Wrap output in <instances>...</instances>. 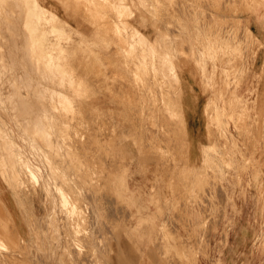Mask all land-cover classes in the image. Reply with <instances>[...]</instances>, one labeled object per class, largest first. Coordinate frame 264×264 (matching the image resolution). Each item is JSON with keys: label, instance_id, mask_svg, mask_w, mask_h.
Masks as SVG:
<instances>
[{"label": "rangeland", "instance_id": "rangeland-1", "mask_svg": "<svg viewBox=\"0 0 264 264\" xmlns=\"http://www.w3.org/2000/svg\"><path fill=\"white\" fill-rule=\"evenodd\" d=\"M220 1L0 0V264H205L212 246L210 264H222L242 199L232 192L244 187L229 172L257 166L218 152L240 118L213 116L207 166L212 205L232 206L228 228L208 227L220 212L195 226L180 221L188 213L164 222L157 211L173 198L177 207L199 203L190 191L163 188V173L176 168L179 182L186 170L171 141L187 118L180 73L190 6L195 27ZM249 240L262 259L246 263L264 264V225Z\"/></svg>", "mask_w": 264, "mask_h": 264}, {"label": "crops", "instance_id": "crops-1", "mask_svg": "<svg viewBox=\"0 0 264 264\" xmlns=\"http://www.w3.org/2000/svg\"><path fill=\"white\" fill-rule=\"evenodd\" d=\"M217 4L218 9L206 5L196 15L195 27L190 6L188 56L181 64L180 73L183 83L180 105L187 118L182 137L174 136L171 141V145L179 144L173 161L179 157V166L186 170L181 169L179 182L176 168L163 173L168 180L163 188L171 186L173 195L178 190L190 191L189 194L198 195L199 203L203 199L205 204L196 201L188 207L184 204L177 207L173 198V204L160 205L157 211L167 215L164 222H174L176 211L188 213L180 216V221L195 226L208 219V212H220L215 219L210 216L216 223L208 227L228 228L232 206L228 201L212 205L213 173L207 170L216 145L213 116L242 117L235 127L232 123L228 125L226 141L217 145L218 152L222 155L234 151L235 165L245 166L249 159L257 166L256 170L248 166L239 172H229L230 179L241 180L244 187L232 192L242 196L235 204L240 213L232 219L235 223L221 245L219 258L222 264H232L233 259L248 264L250 260L262 259V251L250 248L253 241L249 239H254L257 229L264 225V0H254L250 5L244 0L234 3L221 0ZM235 81L237 86L230 93L228 85ZM247 182L250 186H246ZM163 196L169 197L165 193ZM211 238L220 239V236L211 233ZM205 254L208 256L205 264L207 261L210 264L218 252L212 246Z\"/></svg>", "mask_w": 264, "mask_h": 264}, {"label": "bare ground", "instance_id": "bare-ground-1", "mask_svg": "<svg viewBox=\"0 0 264 264\" xmlns=\"http://www.w3.org/2000/svg\"><path fill=\"white\" fill-rule=\"evenodd\" d=\"M118 1V0H117ZM117 5V4H116ZM16 11V10H15ZM17 17V16H16ZM17 20V19H16ZM8 26V25H7ZM11 26V25H10ZM15 33V32H14ZM13 33V34H14ZM10 34V33H9ZM10 37V36H9ZM14 37V36H13ZM15 44V43H14ZM26 44V43H25ZM111 47V46H110ZM8 49H9V47H8ZM8 56V55H7ZM9 60V59H8ZM11 60V59H10ZM3 64V63H2ZM26 75V74H25ZM121 75V74H120ZM21 77V76H20ZM22 81V80H21ZM25 81V80H24ZM28 81V80H27ZM11 83V82H10ZM17 86V85H16ZM42 87V86H41ZM32 89V88H31ZM14 91V90H13ZM33 92V91H32ZM39 92V91H38ZM48 92V91H47ZM40 93V92H39ZM14 94V93H13ZM23 95V94H22ZM51 95V94H50ZM15 97V96H14ZM18 97H19V95H18ZM19 101H20V99H18ZM28 100V99H27ZM23 101V100H22ZM30 101V100H29ZM162 101V100H161ZM11 102V101H10ZM9 102V103H10ZM12 103V102H11ZM14 103V102H13ZM24 104H25V102H24ZM15 105V104H14ZM25 106L26 107H28L26 104H25ZM67 106V105H66ZM25 107V108H26ZM20 108V107H19ZM29 108V107H28ZM32 109V108H31ZM162 109V108H161ZM27 111V110H26ZM21 112V111H20ZM14 113V112H13ZM25 113V112H24ZM162 114V113H161ZM28 115V114H27ZM34 115V114H33ZM25 116V115H24ZM37 117V116H36ZM35 117V118H36ZM163 119H164V117H163ZM23 120V119H22ZM34 120V119H33ZM167 121V120H166ZM170 121V120H169ZM28 122V121H27ZM33 123V122H32ZM37 123V122H36ZM25 124V123H24ZM42 124V123H41ZM40 124V125H41ZM165 124V123H164ZM35 125V124H34ZM44 127V126H43ZM62 127V126H61ZM34 128V127H33ZM42 129V128H41ZM34 130V129H33ZM33 132V131H32ZM43 132V131H42ZM45 132V131H44ZM48 133V132H47ZM30 134V133H29ZM32 134V133H31ZM35 134V133H34ZM34 134H32V135H34ZM39 134V133H38ZM40 135V134H39ZM136 135V134H135ZM172 135V134H171ZM41 136V135H40ZM39 136V137H40ZM43 136V135H42ZM136 137H137V135H136ZM182 137V136H181ZM43 138V137H42ZM47 138V137H46ZM44 141V140H43ZM48 141V140H47ZM173 142V141H172ZM46 143V142H45ZM169 143V142H168ZM49 144V143H48ZM174 145V144H173ZM170 146V145H169ZM178 146V145H177ZM54 147V146H53ZM55 153V152H54ZM177 155V154H176ZM70 162V161H69ZM71 163V162H70ZM27 168V167H26ZM26 170V169H25ZM27 170H28V168H27ZM29 171V170H28ZM27 171V172H28ZM90 177V176H89ZM84 181V180H83ZM90 186V185H89ZM106 186V185H105ZM150 186V185H149ZM69 187H70V185H69ZM109 188V187H108ZM217 189V188H216ZM86 190V189H85ZM220 191V190H219ZM114 192V191H113ZM216 192H217V190H216ZM87 193V192H86ZM113 194H115V193H113ZM108 195V194H107ZM108 197V196H107ZM76 198V197H75ZM115 198V197H114ZM201 198H203V197H201ZM90 200V199H89ZM107 200V199H106ZM203 201V200H202ZM82 202H84V201H82ZM109 202V201H108ZM157 202V201H156ZM114 203H116V202H114ZM113 204V203H112ZM115 205V204H114ZM113 205V206H114ZM159 205V204H158ZM118 206V205H117ZM203 206V205H202ZM157 207V206H156ZM161 207V206H160ZM119 208H121V207H119ZM206 208V207H205ZM115 209H117V208H115ZM159 209V208H158ZM160 210V209H159ZM2 212V211H1ZM84 212V211H83ZM86 212V211H85ZM179 212V211H178ZM182 212V211H181ZM112 213V212H111ZM116 213V212H115ZM84 214H86V213H84ZM88 214V213H87ZM108 214V213H107ZM114 214V213H113ZM128 214V213H127ZM125 216V215H124ZM175 216V215H174ZM112 217V216H111ZM114 217V216H113ZM112 217V218H113ZM4 218V217H3ZM111 219V218H110ZM209 219V218H208ZM1 220V219H0ZM4 220V219H3ZM5 220H7L6 218H5ZM42 220V219H41ZM92 220V219H91ZM9 221V220H8ZM5 222H7V221H5ZM10 222V221H9ZM111 222V221H110ZM180 222V221H179ZM112 223V222H111ZM208 223H209V221H208ZM4 224L5 223H3V225H2V227L4 226ZM6 226H7V224H6ZM208 226V225H207ZM1 227V228H2ZM111 227V226H110ZM106 228V227H105ZM211 228V227H210ZM9 229V228H8ZM3 230H5V228H3ZM209 230V229H208ZM107 231V230H106ZM14 233V232H13ZM1 235V234H0ZM10 235H11V233H10ZM9 235V236H10ZM125 235H126V233H125ZM100 236V235H99ZM13 237V236H12ZM113 238V237H112ZM11 239V238H10ZM35 239V238H34ZM97 239V238H96ZM112 240V239H111ZM13 241V240H12ZM62 242V241H61ZM22 243V242H21ZM137 245V244H136ZM135 246V245H134ZM74 251V250H73ZM73 254V253H72ZM170 254V253H169ZM6 256V255H5ZM9 256V255H8ZM81 258V257H80ZM84 258H85V256H84ZM16 259V258H15ZM94 259V258H93ZM9 261V260H8ZM85 263V262H84Z\"/></svg>", "mask_w": 264, "mask_h": 264}]
</instances>
